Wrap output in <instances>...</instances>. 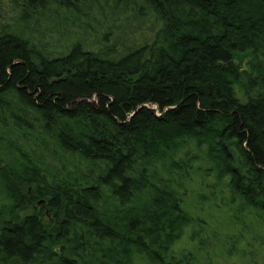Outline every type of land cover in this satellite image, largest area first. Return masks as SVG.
<instances>
[{
  "label": "trees",
  "instance_id": "1",
  "mask_svg": "<svg viewBox=\"0 0 264 264\" xmlns=\"http://www.w3.org/2000/svg\"><path fill=\"white\" fill-rule=\"evenodd\" d=\"M0 264H264V0H0Z\"/></svg>",
  "mask_w": 264,
  "mask_h": 264
},
{
  "label": "rangeland",
  "instance_id": "2",
  "mask_svg": "<svg viewBox=\"0 0 264 264\" xmlns=\"http://www.w3.org/2000/svg\"><path fill=\"white\" fill-rule=\"evenodd\" d=\"M191 204H194V203H193V199H191ZM39 206H42L40 201L36 204L35 207L38 208Z\"/></svg>",
  "mask_w": 264,
  "mask_h": 264
}]
</instances>
